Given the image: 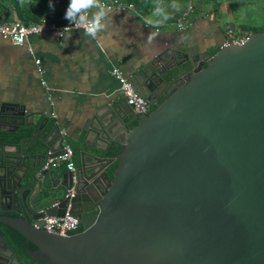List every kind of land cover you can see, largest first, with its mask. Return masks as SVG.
Returning <instances> with one entry per match:
<instances>
[{
	"label": "water",
	"instance_id": "water-1",
	"mask_svg": "<svg viewBox=\"0 0 264 264\" xmlns=\"http://www.w3.org/2000/svg\"><path fill=\"white\" fill-rule=\"evenodd\" d=\"M137 89L155 107L95 113L90 130L121 149L74 173L40 171L47 151L30 145L44 125L21 113L11 132L35 130L0 142V210L17 214L0 222L36 246L28 253L38 264H264V29L199 63L176 59ZM63 141L55 124L45 143L60 155ZM73 175L76 193L63 198ZM67 210L79 232L40 227ZM0 240V264H26Z\"/></svg>",
	"mask_w": 264,
	"mask_h": 264
},
{
	"label": "crops",
	"instance_id": "crops-1",
	"mask_svg": "<svg viewBox=\"0 0 264 264\" xmlns=\"http://www.w3.org/2000/svg\"><path fill=\"white\" fill-rule=\"evenodd\" d=\"M28 1L46 11L52 7L50 0ZM100 1L94 0L88 8L93 17ZM120 1L132 8L106 10L101 17L104 26L95 34L48 29L28 36L22 45L0 36V127L4 131L22 121L21 113L44 129L53 120L65 129L64 142L72 147L77 167L93 155L112 157L114 141L107 147V141L90 130L95 113L126 104L112 68L122 70L137 88L172 61L187 55L199 63L233 37L249 34L250 26L264 22L263 0ZM157 6L163 11L155 12ZM0 17L19 21L13 0L3 1ZM180 17L182 27L177 25ZM56 170L61 174L67 169Z\"/></svg>",
	"mask_w": 264,
	"mask_h": 264
},
{
	"label": "built area",
	"instance_id": "built-area-1",
	"mask_svg": "<svg viewBox=\"0 0 264 264\" xmlns=\"http://www.w3.org/2000/svg\"><path fill=\"white\" fill-rule=\"evenodd\" d=\"M70 0H54V7L48 8L46 14L37 22L34 21H8L0 18V36L8 38L13 44L22 45L28 36L32 34H38L45 30H54L59 33L66 32L68 30L80 29L86 31L85 21L79 19L80 14L76 17L69 18L65 15ZM101 4L106 6L107 11H112L115 8H132V4H125L120 0H101ZM191 6H189L190 8ZM88 19L94 18L89 9L83 10ZM182 17L177 20L178 27L183 26ZM249 34L233 37L230 41L243 42ZM37 63L40 61L37 59ZM111 73L115 76L120 84V90L125 97V101L128 105H131L134 112L137 114L142 113L144 110L150 107L147 99L140 93V91L132 84L131 80L125 76V74L118 67H114ZM43 84L45 83L42 81ZM60 135L63 136L66 133L64 128L59 129ZM61 165L71 172H75L77 165L73 157V150L70 144L63 141V153L60 155H54V151L47 150L46 157L41 165L40 171H48L55 169ZM76 181L75 175L72 177V186L68 188L63 198L70 199L76 193ZM55 202L54 205H57ZM43 224L41 228L48 232L57 233L61 235H69L79 232L80 220L73 213L68 210L63 215H45L43 217ZM39 227V226H38Z\"/></svg>",
	"mask_w": 264,
	"mask_h": 264
},
{
	"label": "trees",
	"instance_id": "trees-1",
	"mask_svg": "<svg viewBox=\"0 0 264 264\" xmlns=\"http://www.w3.org/2000/svg\"><path fill=\"white\" fill-rule=\"evenodd\" d=\"M3 1L0 0V6L3 8ZM13 4L15 10L17 12V16L19 21L28 22L34 21L37 22L41 19V17L46 13V8L36 6L32 4V2L28 0H13ZM264 6V0H263ZM1 18V17H0ZM250 32H260L264 29V22L260 25H252L249 28ZM155 106H150L149 110L153 109ZM136 121H132L129 126L135 124ZM56 124L53 120H48L47 125L44 131L39 134L31 143L30 147L33 149L32 153H41L43 151H47L50 147L45 143L48 139L49 134L51 133L53 126ZM58 125V124H57ZM35 128L33 127H20L19 131L17 132H9L0 130V142L1 143H21L24 139H28L32 137ZM121 149V145L112 146L110 149L109 154L111 156H115ZM43 163V162H42ZM42 165V164H41ZM118 161L115 160L107 169L109 176H112L114 169L117 167ZM61 165L57 168H62ZM65 167V166H64ZM55 168V169H57ZM0 228L6 230V235L13 245V247L25 258H29L26 249L33 248L35 249L36 246L29 240H27L21 233L17 230L13 229L12 227L8 226L7 224L2 223ZM80 225V229H81Z\"/></svg>",
	"mask_w": 264,
	"mask_h": 264
},
{
	"label": "clouds",
	"instance_id": "clouds-1",
	"mask_svg": "<svg viewBox=\"0 0 264 264\" xmlns=\"http://www.w3.org/2000/svg\"><path fill=\"white\" fill-rule=\"evenodd\" d=\"M50 3L52 7L55 6L54 0H50ZM93 4H94V0H70L65 15L69 18H74L79 13L80 14L79 19L81 21H85L86 30L89 33L95 34L97 29L104 26L101 22V17H104L106 15V6L104 4H101L99 11L95 13L94 18L88 19L86 14L83 12V10L92 7ZM172 6L178 7V5L176 4H173ZM162 11H163L162 6H157L155 9V12L157 13H160ZM148 22L152 23V20H149ZM156 22L159 23L158 20Z\"/></svg>",
	"mask_w": 264,
	"mask_h": 264
},
{
	"label": "flooded vegetation",
	"instance_id": "flooded-vegetation-1",
	"mask_svg": "<svg viewBox=\"0 0 264 264\" xmlns=\"http://www.w3.org/2000/svg\"><path fill=\"white\" fill-rule=\"evenodd\" d=\"M20 124V122L19 121H15L14 122V125H12L9 129H8V131L9 132H11L12 130H14L18 125ZM75 210L77 209V207H75L74 208ZM12 214V215H17L15 212H11V211H2V210H0V215H2V214ZM2 224V222H0V225ZM80 225H81V223H80ZM6 230H3V229H1L0 228V235L1 236H3L6 240H7V242H9L10 243V241H9V239H8V237H7V235H6ZM0 242H2L1 240H0ZM10 245L13 247V245L10 243ZM13 249L18 253V255L21 257V259L26 263V264H38L37 262H32V258H31V256L29 255V250H33V248H29V249H26V251H27V254L29 255V258L27 259V258H25V257H23L14 247H13ZM6 251V250H5ZM8 252V251H7Z\"/></svg>",
	"mask_w": 264,
	"mask_h": 264
},
{
	"label": "rangeland",
	"instance_id": "rangeland-1",
	"mask_svg": "<svg viewBox=\"0 0 264 264\" xmlns=\"http://www.w3.org/2000/svg\"><path fill=\"white\" fill-rule=\"evenodd\" d=\"M252 18H253L254 20H257V22H259V18H257L256 16H252Z\"/></svg>",
	"mask_w": 264,
	"mask_h": 264
}]
</instances>
